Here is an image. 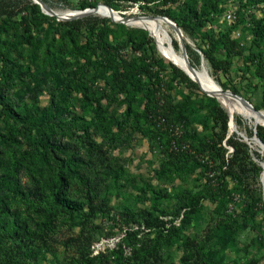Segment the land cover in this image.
Returning <instances> with one entry per match:
<instances>
[{
	"label": "rangeland",
	"instance_id": "374dc122",
	"mask_svg": "<svg viewBox=\"0 0 264 264\" xmlns=\"http://www.w3.org/2000/svg\"><path fill=\"white\" fill-rule=\"evenodd\" d=\"M43 1L58 11L81 10L76 0ZM202 1L175 0L173 11L188 6L198 13ZM207 1L215 8L200 25L181 28L184 44L207 50L211 38L235 39L238 53L228 54L221 43L212 51L224 61L222 69L213 70L206 59L204 64L223 90L236 91L264 111V75L259 74L264 31L255 33L256 24L264 26V1ZM32 3L37 4L0 0V12ZM140 3L96 0L94 7L103 4L130 19L159 16L142 13ZM23 12L10 13L7 24L0 20L5 27L0 28V264H264V155L229 124L226 131L215 124L219 111L212 117L205 106L213 96L166 57L160 41L142 27L93 12L68 20L53 16L25 30L18 22ZM104 21L118 25V44L110 53L97 48L85 60L81 47L95 39L93 31ZM67 31L74 42L62 37ZM169 33L172 48L180 52ZM132 59L162 65L154 71L168 83L170 130L158 129L144 116L135 123L133 114L146 111V100L140 92H120L114 73L115 65ZM172 65L189 80L180 81ZM233 122L249 140L253 137V119L235 112ZM217 131L225 155L233 154L227 139L234 134L246 143L248 160L237 157L244 163L240 174L225 176L209 196L202 190V168L172 153L171 145L175 136L187 147L197 146ZM54 185L84 208L52 209Z\"/></svg>",
	"mask_w": 264,
	"mask_h": 264
},
{
	"label": "trees",
	"instance_id": "16d2710c",
	"mask_svg": "<svg viewBox=\"0 0 264 264\" xmlns=\"http://www.w3.org/2000/svg\"><path fill=\"white\" fill-rule=\"evenodd\" d=\"M96 0H78L77 9H86L87 7H94ZM141 2L138 7L142 13H149L152 15H164L171 18L180 28H184L187 25L195 27L202 23L201 19L207 16L215 6L210 1H202L200 5V10L198 13L192 11L188 6L179 7V11H173L172 3L175 0H136ZM254 2H260L264 0H252ZM21 10L24 12L21 14L19 23H24L23 27L25 30H29L30 26L39 23L42 20L50 21L55 19V17H50L49 15L43 13L39 4H30L24 6ZM17 10L16 12L2 11L0 12L1 22L7 24L10 17V13L17 14L21 12ZM6 14V15H4ZM117 25L112 22H101L96 26L93 31L95 39H87L85 44L81 47V54L85 60H89L91 54H93L97 48H99L102 53H110L118 44L116 41V34L118 29L114 26ZM118 26V25H117ZM0 28H5L1 25ZM122 30H127L123 25H119ZM256 35L261 34L264 31V26L261 24H256ZM68 37L70 41L74 42V38L70 31H67L62 37ZM111 36V39L109 38ZM142 36L146 37V33H142ZM174 43V42H173ZM218 43H221L228 54H236L239 52L238 43L235 39L230 38L226 34L221 35L218 38H211L209 49L203 50L198 46L200 52L202 53L203 60L206 59L209 66L213 70H219L223 68V60L215 58L212 54L213 49ZM135 44V43H133ZM175 47H177L175 43ZM186 51L188 53V60L192 66L200 64V54L196 53L194 48L185 44ZM198 52V51H197ZM114 59V58H113ZM155 66L162 65L158 61L150 60L147 62H137L132 59L128 62L122 63L121 65L114 66V73L116 75V85L120 92L134 91L142 93V97L145 101V110L138 114H133V119L135 123L139 122V116H144L146 120L154 124L158 129H171L174 125V117L172 111V100L169 93L167 92L168 83L159 77V72H155ZM171 70L174 73L180 74V81H187L189 78L187 75L183 74L175 66H171ZM260 71L259 74L264 75V69ZM183 71V70H182ZM222 89H226L222 86ZM234 93L238 94L236 91ZM239 95V94H238ZM248 100V99H246ZM249 101V100H248ZM209 112L212 117L218 114L215 124L222 127L223 130H227V125L229 118L227 114L221 109L215 97L209 98L208 103ZM255 109L258 107L253 105ZM219 113L215 114V111ZM9 112L14 113L11 107H9ZM16 115V113H14ZM236 123L239 124L238 119ZM264 126V122L257 121ZM253 132V128H252ZM256 135L264 143V127L256 126ZM222 137L219 135L218 131L213 132L211 136L205 139H200L197 146L187 147L184 145L185 141H180L181 139L173 136L172 140H175L171 145V151L175 154H180L184 158L192 161L196 166L201 167L202 173L205 176V182L203 184V192L206 195L213 196L217 193L222 182L228 174H237L241 165L244 163H239L236 159L237 157L240 161H247V145L246 143L237 140L234 134H231L228 143L232 147V155H225L224 148L221 145ZM187 144V143H186ZM237 161H236V160ZM160 194V193H159ZM165 196L166 194H161ZM47 197V196H46ZM50 204L52 209H63L67 211H76L84 208V203L79 200L72 199L69 197L59 185H54L51 187L50 193ZM48 223L51 222L49 213L45 215Z\"/></svg>",
	"mask_w": 264,
	"mask_h": 264
},
{
	"label": "bare ground",
	"instance_id": "6f19581e",
	"mask_svg": "<svg viewBox=\"0 0 264 264\" xmlns=\"http://www.w3.org/2000/svg\"><path fill=\"white\" fill-rule=\"evenodd\" d=\"M35 3L39 4L37 0H33ZM43 1V0H42ZM44 2V1H43ZM94 11L100 13L102 15L108 16L110 18L118 19L122 16L119 15L114 9L109 6H105L103 4H99L96 7H93ZM54 13L59 14L61 17H72L75 16L82 11H75V10H65V11H58L54 10ZM78 18L73 17L71 19ZM124 18L125 22L129 25H136L146 29L153 37L157 38L161 44V50L168 57L171 61H173L180 69L184 71L192 80L198 83L205 91L211 93L213 97H215L218 102L228 111L230 117L232 118L230 130H233V114L236 112H241L242 114L246 115L247 117L254 120L255 124L257 120L264 122V111L260 110L259 112L254 111L250 106H248L244 101L241 99L229 94L228 92H223L218 85L208 74H206L201 68L197 69L191 65V63H187L182 50L180 52L175 51L171 44L170 40L172 35L170 36L169 30L172 31L173 35L179 41L181 39L184 42V36L182 31H179L174 25L162 18H154L150 17H134V18ZM68 20V19H65ZM189 65V66H188ZM244 135V134H243ZM245 136V135H244ZM250 145L259 146L261 149V153L264 155V151L261 148L258 140L256 138H251L250 140L246 139ZM262 166V173H261V182L262 186L264 187V160L260 161Z\"/></svg>",
	"mask_w": 264,
	"mask_h": 264
},
{
	"label": "water",
	"instance_id": "95a60500",
	"mask_svg": "<svg viewBox=\"0 0 264 264\" xmlns=\"http://www.w3.org/2000/svg\"><path fill=\"white\" fill-rule=\"evenodd\" d=\"M37 1H38V3H39V6H40L41 10H42L45 14H47V15H51V16H55L58 20L71 19V18H73V17H83V16H86V15H89V14L93 13V11H94V8H86V9L78 10V11H82V12L79 13V14H77V15H75V16H72V17H61V16H59V14L54 13V11L52 10V8L49 7L45 2H43L42 0H37ZM105 6H106V5H105ZM75 11H77V10H75ZM142 17H149V16H142ZM152 17H154V18H162V19H165V20L171 22V23L174 25L175 28H177L179 31H181V28H180V27H179V26H178V25H177V24H176L171 18H169V17H167V16L159 15V16H152ZM111 19H112L113 21L126 23L125 20H124V18H122V17H121V18H118V19H114V18H111ZM187 44H188L189 46H191L192 48H194L196 51H198V53L200 54V66H201V69H202L206 74L209 75V73H208V71H207V67H206L205 64H204V60H203L202 53L198 50V48H196V46H195L193 43L187 42ZM179 46H180V49L182 50L183 55H184V57H185V59H186V61H187V63H188L189 60H188V56H187V52H186V47H185L184 42H183L181 39H179ZM189 63H190V62H189ZM188 66H189V65H188ZM209 76H210V75H209ZM198 85H199V84H198ZM199 86H200V85H199ZM200 88L202 89L201 86H200ZM220 88H221V87H220ZM221 89H222V88H221ZM202 90H203V89H202ZM222 90H223V89H222ZM203 91H205V90H203ZM205 92H206L208 95L213 96L211 93H209V92H207V91H205ZM223 92H228L229 94H231V95H233V96H235V97L241 99V100L244 101L248 106H250L254 111L259 112V110L255 109V107H254V106H253L248 100H246L244 97H242L241 95L235 94V93L231 92L230 90H223ZM226 111H227V110H226ZM227 114H228V118H229V122H228V124H229V127H230V125H231V121H232V118L230 117L228 111H227ZM233 125H234V128H233V130H231V132H232V131H235V132H237V133H240V135L242 136V138H243L245 141H247V140H246L247 137L244 136L241 132H239V131L236 129V126H235L234 123H233ZM253 138H256V139L258 140V142H259L261 148H262L263 151H264V143H263V142L258 138V136L256 135V124H255L254 127H253ZM263 199H264V187H263Z\"/></svg>",
	"mask_w": 264,
	"mask_h": 264
},
{
	"label": "built area",
	"instance_id": "2783aa9c",
	"mask_svg": "<svg viewBox=\"0 0 264 264\" xmlns=\"http://www.w3.org/2000/svg\"><path fill=\"white\" fill-rule=\"evenodd\" d=\"M76 1H78V0H76Z\"/></svg>",
	"mask_w": 264,
	"mask_h": 264
}]
</instances>
